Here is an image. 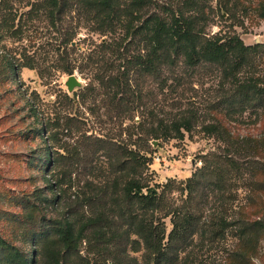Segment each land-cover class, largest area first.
Returning <instances> with one entry per match:
<instances>
[{"label":"trees","instance_id":"16d2710c","mask_svg":"<svg viewBox=\"0 0 264 264\" xmlns=\"http://www.w3.org/2000/svg\"><path fill=\"white\" fill-rule=\"evenodd\" d=\"M17 1L23 9L14 0H0V84L23 66L43 76L49 70L42 65L47 58L67 73L88 68L92 74L79 95L100 94L106 116L131 122L117 135L88 134L67 107L41 114L42 164L51 169L61 164L62 169L54 179L44 177L51 194H40V200L56 199L58 184L71 180L73 165L85 169L83 177H73L87 189L79 207L62 204V215L30 231L35 255L0 233V264H174L196 233L213 240L231 234L235 248L222 264H247V250L264 233V200L257 198L263 208L253 211L254 218L243 207L257 200L255 191L264 193V159L236 158L230 149L236 142L229 141L225 121H242L246 112L255 119L264 116V66L259 67L264 41L246 43L234 28L244 26L242 16L250 8L264 18V0H253V5L246 0ZM216 18L225 22L212 31ZM37 19L45 21L49 41L39 39ZM81 26L89 33L76 40ZM93 33L103 38L98 41ZM209 78L211 92L201 100L196 85ZM11 90L4 88L0 97ZM204 108L211 117L201 118ZM29 110L36 122L38 104L30 101ZM197 125L223 142L226 151L201 155V165L180 186L177 201L167 193L171 183H151L150 141L183 139ZM60 134L76 136L82 148L58 145ZM258 138L248 149L263 146L264 123ZM237 180L251 198L238 211L230 196ZM204 192L218 194L210 208L200 201ZM83 241L100 245L95 258L84 262L79 254ZM141 249L140 259L129 252Z\"/></svg>","mask_w":264,"mask_h":264},{"label":"rangeland","instance_id":"374dc122","mask_svg":"<svg viewBox=\"0 0 264 264\" xmlns=\"http://www.w3.org/2000/svg\"><path fill=\"white\" fill-rule=\"evenodd\" d=\"M212 3L214 4L215 0H212ZM252 3H254L253 0L245 1L246 5H253ZM14 5L23 9V4L17 0H14ZM237 13H240V5ZM242 19L244 26L235 25L234 28L243 40L246 43L264 41V18L260 17L255 9L250 8L242 16ZM36 22L38 23L39 39L49 41L50 32L43 27L46 25L45 21L37 19ZM224 22L216 18V23L212 24L209 29L214 31ZM228 23L229 20L225 24ZM87 33L89 30L85 26L79 27L76 40H80ZM92 35L98 41L103 38L98 33ZM6 43H10V41ZM259 61L261 68L262 65L264 66V58H260ZM51 63L50 58L43 62L42 65L49 67L43 76L39 75L36 68L23 66L18 67L16 75H12L9 80L0 84V91L6 87L12 89L0 97V233L14 241L29 255L36 252L35 245L29 244L28 241L30 231L43 226L47 227L46 225H50L51 221L62 215L63 210L60 209L62 204L79 207L78 200L87 189L82 180L78 181L73 177L74 174L83 177L85 169L73 165L71 166L72 178L71 180L66 178V183L62 186L58 184L59 193L56 199L40 200L42 194H51L50 181L44 177L54 179L58 177L56 176L59 174L58 170L62 169L61 164H57L58 166L53 169L47 164H42L41 153L44 151L46 143L44 141L45 130L43 129L41 133L38 132L42 126L41 114L46 115V112L52 108L67 107L71 114L79 117L80 131H85L88 134L117 135L126 123L131 122L129 118L120 120L106 116L100 94L87 91L84 95H79L80 90L84 88L92 74L90 69L74 68L71 73H67L55 69ZM70 74H74L77 79V83L72 87L68 85ZM211 80L212 78H209L203 85H196L199 88L197 94L201 95V100L211 92L209 87ZM30 101H34L40 108L36 122H34V115L29 110ZM217 115L220 116V113ZM209 117L211 116L206 113V109H202L201 118ZM254 117V113L246 112L242 121H225V128L231 136L229 141L236 142L235 146H230V149L236 158L240 157L241 161L249 157L258 161L264 159V143L262 144L260 141L256 143L263 145L260 149H248L252 142H256V139L259 140L258 137L263 131L264 116L262 115L258 119ZM61 136L62 140H58V145H64L69 150L82 148V144L78 138H75L76 136L69 137L63 134ZM64 139H66L65 142ZM150 143L152 148L149 159L151 183H159L161 186L164 183H171L173 188L167 193L169 197H177V201H179L180 186L196 167L201 165V155L211 150L222 152L227 147H224V143L220 140L202 132L199 125L195 126L191 133H185L183 139H158V142L151 140ZM55 147L59 152L63 149V147ZM239 148L243 149L238 152ZM250 152H254L255 155L246 154ZM53 155L56 156V152ZM53 181L54 187L56 182L53 183ZM205 193L200 197V201L210 208L218 194L208 193L205 196ZM230 196L235 197L233 208L237 211L240 209L238 207L240 204L248 199L251 200L250 197L247 198V191L245 186H242L241 180H237L236 185H232ZM255 196L256 199L264 200V193L255 191ZM253 202L252 206L242 205L244 206L243 210L250 218L256 217V213L254 214L253 211L263 208L258 199ZM260 212L262 211L257 213ZM166 221L167 230H169L171 224L168 218ZM190 240L180 250L174 264H222L229 260V255L236 243L234 236L229 233L223 238L214 240L207 235L203 237L201 233H196ZM79 247V254L83 256L84 262V258H95V250L100 245L92 243L89 246L83 241ZM89 249L94 251H88ZM129 252L138 259L141 258L142 249ZM75 255L77 254L75 253ZM75 260L78 263L79 258ZM80 260L82 261V259ZM245 263L264 264V233L256 245L252 248L250 246L247 250Z\"/></svg>","mask_w":264,"mask_h":264},{"label":"water","instance_id":"95a60500","mask_svg":"<svg viewBox=\"0 0 264 264\" xmlns=\"http://www.w3.org/2000/svg\"><path fill=\"white\" fill-rule=\"evenodd\" d=\"M75 83H77V79L75 78L74 74H70L68 77V85L69 87H72ZM156 142V140L154 141Z\"/></svg>","mask_w":264,"mask_h":264}]
</instances>
